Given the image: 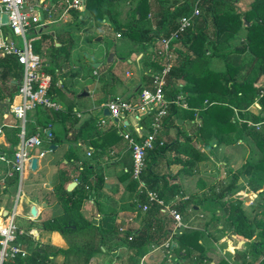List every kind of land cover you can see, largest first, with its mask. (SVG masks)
Returning <instances> with one entry per match:
<instances>
[{
	"label": "crops",
	"instance_id": "1",
	"mask_svg": "<svg viewBox=\"0 0 264 264\" xmlns=\"http://www.w3.org/2000/svg\"><path fill=\"white\" fill-rule=\"evenodd\" d=\"M62 1L42 0L41 2L38 0L39 3H43L41 27L39 35L33 42L39 41L41 34L50 35L49 39L41 43L38 54L43 59L44 71L47 73L46 68L50 66V51L47 49L51 42L55 47H59L60 43L71 40L72 48L68 59L59 58L55 71L57 79L53 101L60 107V110L55 112L57 120L53 122L49 130L46 129L47 133L54 134L53 142H55L42 137L41 147L32 151V154L36 156L34 157L36 158V169L32 171L27 168L24 171L25 183L22 182V191L18 200L14 179L6 176L7 165L4 159H11V155L5 154L8 144L5 141L4 132L0 136V211L3 213L14 209L16 212L14 223L21 233L16 236L15 243L26 251L28 256L34 249L40 252L43 250L55 252L69 248L68 239L71 240V237L66 239L57 231L45 230L42 224L60 216L63 212L56 196L59 187H63L66 191V187L73 182L76 185L71 191L82 186L87 187L79 174V169L87 166L89 167L88 174H90V181H88L91 186L88 189L90 196L81 202L79 213L85 221L96 228L91 232L94 236L96 251L90 258L89 264H219L221 261H233L235 255H239L240 259L243 253H247V260L251 259L249 249L245 246V239L232 235L227 226V228L223 227V221L226 222L227 215L210 197V191H218L228 185L233 174L236 173L234 168L237 163L247 155V140H238L230 146H218L215 140H212L210 146H202L197 134L200 120L198 118L193 121L180 120L172 116L167 121L169 126L158 130L159 139L166 143L178 140L182 148L187 143L181 138V135H184L205 156V160L198 163L193 174L190 175L183 170L180 164L173 162L174 159H183V156L170 149L171 146L168 145V149L162 155L164 158L161 159L159 171L172 177V179L168 178L169 186H171L168 189L171 192L167 191L170 193L169 200L162 206L149 205L147 211L142 212L140 209L142 203L138 201L139 188L134 190L131 185L132 177L124 178L123 175L131 167L132 161L128 145L121 135L128 132L133 139L141 141L151 131L150 121L143 115L133 114H122L116 121L105 116L103 111L106 109L104 105L110 100L129 99L137 95L138 89L145 85L144 77H151L154 73L153 68L144 66L145 56L155 50L159 43L148 44L147 52L144 54L132 53L127 62L129 71L125 72L123 78L118 75L117 65L114 66L115 56L112 61L115 64L112 68L90 67L92 70L86 72L79 65L89 66V63L102 65L101 61L105 58V54L96 56L93 52L94 54L88 55L91 60L87 61L81 49V52L78 51L84 46V35L81 23L77 22L78 20L73 21L71 14L73 10L65 13L60 8H55L50 15L43 13V9H50ZM182 1L169 0V4L173 5L174 2L181 3ZM233 4L235 9L244 10L241 1L234 0ZM62 20L64 22L60 23ZM156 20L158 18H152L148 14L147 20L140 24V27L150 29L152 38H155L156 34L164 37L174 26L159 30ZM102 24L109 30L112 29L106 17ZM75 26L80 29L75 30ZM49 29L50 32L47 31ZM207 30L212 31L210 26ZM121 38L123 35L116 37V39ZM239 41L241 38L232 40V42ZM128 42L131 43L130 50L136 48L137 43L130 39ZM77 51L80 52L82 58L74 64V55ZM222 51L218 55H213V49L209 47L206 55L210 61L211 71H214L212 69L215 66L214 63L221 66V62L225 60L244 63V66H247L250 61V57L247 58L249 55L245 53L240 56L231 54L225 59L226 53ZM177 54L173 53L171 58H176ZM69 68L73 70L70 71ZM223 70L224 67L214 72ZM87 77L93 79L94 84L92 87H87L88 94L82 97L83 79ZM8 79L7 87H11L13 80L11 81V77ZM183 84L184 81H175L171 88L179 90ZM259 85L263 87L264 81L260 79ZM79 86L82 87L79 88ZM166 91L169 92V87ZM180 94L184 96L186 92L179 91L177 96H181ZM183 104L185 107L182 108H187L186 104ZM253 107L256 110H253ZM249 111L257 113L258 106H251ZM34 114V110L27 113L28 133L31 129L32 133L35 130H43L40 125L36 124ZM74 120H77V124L71 131L69 127ZM101 121L104 123L102 124ZM84 126L81 139L77 143L73 142L72 137L78 133L76 129ZM95 144H97L96 147H94ZM53 146L54 149L51 148ZM69 149H72L76 160L66 159ZM40 153L43 155L40 156ZM99 177L102 178V186L95 187L96 179ZM30 191L34 193L31 194ZM253 197L256 198L255 194ZM240 200L245 201L241 198ZM32 205L37 209V217L34 219L28 213ZM181 205H184L186 213L178 210ZM188 207H192L195 212H190ZM171 210L179 213L183 228H176L169 214ZM34 231L36 234L33 233ZM192 231L199 233L194 242L196 248L191 250L189 257L184 259V250L178 253L176 249H178L180 236ZM144 233L147 239L146 244L141 252L135 255L136 250L129 247L128 237L132 239L138 237L142 243L141 238ZM82 234L84 233L77 234L76 242L82 241ZM64 263L83 264V261L75 253L67 256L55 253L45 264Z\"/></svg>",
	"mask_w": 264,
	"mask_h": 264
},
{
	"label": "trees",
	"instance_id": "2",
	"mask_svg": "<svg viewBox=\"0 0 264 264\" xmlns=\"http://www.w3.org/2000/svg\"><path fill=\"white\" fill-rule=\"evenodd\" d=\"M120 1L85 0V13L79 14L76 11H71V14L76 20H82L83 14H85L86 17L93 20L96 27H100L103 19L107 17L121 36L124 35L123 37L137 43L136 48L130 50L129 55L134 52L146 53L148 44L151 45L156 39L161 38L159 34H156L155 38L150 37V29L140 27V24L147 20L148 14L152 18H158L156 24L159 30L174 25L171 31L164 36V38H168L176 30L179 18L189 13L192 5L190 0H183L181 3L174 2L173 5L169 4V0H135L133 7L127 10L125 20L122 22L120 20ZM233 3L234 0H202L199 7L200 16L195 19L193 25L185 31L180 39L170 44V53L176 52L178 56L166 60L158 52L153 61L145 60L143 64L146 68L151 67L156 72L161 71L166 65H170L164 89L166 99L176 97L179 91L186 92L184 96L180 94L182 99L180 103H185L187 108L170 104L166 115L161 119L159 129L167 128L169 126L167 121L172 116L189 121L198 118L200 125L197 128V134L202 146H210L212 140H215V144L218 146H230L238 140H249L254 145L256 152L248 154L240 170L233 174L228 185L218 191H210V197L227 215L226 223L231 234L245 239V246L249 249L251 259L247 260V253H243L240 255V259L239 255H235L232 260L236 263L242 261L245 264H264V204H256L255 207L260 208V212L248 218L240 207V196L235 192L239 175H248L247 192L264 197V126L259 129L254 127L264 121V86L259 85L260 79L264 81V0H251L246 10L235 9ZM242 17H245L246 21L250 23L248 27L242 26ZM208 26L212 31L208 32ZM3 31L7 33L8 29L4 27ZM242 33L244 34L242 35ZM241 35V41L231 47L230 41ZM49 38L50 35L41 34L39 41L32 43L33 52L39 54L41 43ZM60 44L59 47H55L51 42L47 49L50 51V66L46 68V71L51 76L47 96L52 101L55 96V81L57 79L55 71L58 60L59 58L68 59L72 48L71 40ZM210 46L213 49V55H218L223 52L222 50L228 48L229 52L228 55H225V59L229 58L231 54L240 56L245 53L249 55L250 61L247 66H244V63L225 60L222 72L211 71L210 61L206 55ZM128 56L121 55L120 57L127 59ZM44 67L43 63L42 68L44 69ZM242 72L245 73L242 75ZM20 76V69L14 60L0 58V101L12 99L17 92V81ZM9 77H11V81L13 80L11 87L6 86ZM144 78L145 85L138 89L137 94L144 88L151 87V77L145 76ZM175 81H184L179 90L171 88ZM167 87H169V92L166 91ZM253 105L258 106L257 113L249 111ZM34 111L35 122L42 129L49 130L53 122L57 120L56 111L40 107H36ZM76 124L77 120L71 123L69 127L71 131ZM84 128L85 126L76 129L78 133L72 137L73 142L77 143L81 139ZM31 131L28 135L32 134ZM3 132L8 144L5 154L10 156L12 148L18 142L16 136L18 129L5 128ZM50 136L49 140L53 142L54 134L50 132ZM177 136L176 134L178 139ZM181 138L187 142L182 148V144L178 143V140L171 143L162 142L159 139L158 131L155 134L151 148L145 152L144 165L139 176L143 188L139 189L138 201L142 205H156V203L147 200L146 190L153 192L162 203L169 200L171 191L168 189L171 186H169L168 178L172 179V177L159 171L161 159L164 158L162 155L168 149V145L171 146L170 149L183 156V159H174L173 162L180 164L183 170L190 175L193 174L196 165L205 160V156L195 148L188 137L181 135ZM67 152L66 159L76 160L72 149ZM131 167L127 169L126 174H123L124 178L131 176ZM88 172L89 167L87 166L85 168L82 166L79 169L80 177L82 176L87 187L75 188L69 193L64 191L63 187L57 189L56 196L63 212L60 216L42 224L45 230L57 231L66 239L71 237V240L68 239L69 248L65 251L56 250L55 252H46L45 250L40 252L34 249L26 258L16 256L4 264H45L49 257L55 253L65 256L75 253L76 256L82 258L83 264H89L90 258L96 251L94 236L91 233L96 228L85 221L79 213L81 202L90 196L88 189L91 186L90 182L88 183L90 181ZM13 179V183H16V176ZM101 182L102 178H97L95 187H101ZM131 185L134 190L139 188L138 181L134 179H132ZM167 191L169 192L167 193ZM184 208V205H181L178 210L186 213ZM187 209L192 213L195 212L192 207ZM79 232L84 233L82 241L76 242L75 238L77 240ZM198 234V232L192 231L180 236L176 251L179 253L184 250V259L189 257V252L196 248L194 242ZM141 239L142 243L138 237L133 238L129 243V247L136 250L135 255L139 254L146 244L145 233ZM219 264H227V262L221 261Z\"/></svg>",
	"mask_w": 264,
	"mask_h": 264
},
{
	"label": "built area",
	"instance_id": "3",
	"mask_svg": "<svg viewBox=\"0 0 264 264\" xmlns=\"http://www.w3.org/2000/svg\"><path fill=\"white\" fill-rule=\"evenodd\" d=\"M190 12L181 16L177 21V28L168 38H158L162 45L159 51L161 56L169 60L172 57L170 53V44L181 38L185 31L190 28L195 19L200 16V3L202 0H190ZM43 3L38 1L32 4V0H0V15L5 13L7 16V25H0V58H11L19 67L21 76L17 81V92L11 100L0 101L6 108H0L2 123L0 124V136L3 135L5 128H17V144L12 148L11 159L5 160L7 165L6 176L13 178L16 176L17 200L20 197V189L24 180V170L30 168L31 159L36 157L32 151L41 147L42 137L50 139V134L46 129L35 130L28 135L26 128L27 113L36 107L59 111L60 107L47 96V91L51 84V76L44 71L43 59L40 55L33 52L32 43L39 35L41 27V11ZM55 8H60L63 12L70 10L82 13L85 10V0H63L53 5L50 9H43V13L50 15ZM8 32L5 33L3 28ZM121 37L120 34L116 35ZM170 65H166L161 71L151 76V87L144 88L135 97L129 99H113L108 101L104 107L109 112V117L119 118L122 114L143 115L150 121V133L141 141H136L128 132L123 133L122 139L127 143L130 150L132 161L131 177L138 181L139 189L143 184L139 180L144 165L146 150L151 148L155 134L161 127V119L166 115L170 104L185 107L181 102V96L166 99L164 89L166 86V76ZM103 124L104 122L101 121ZM264 126V121L254 125L256 129ZM43 154L40 153V156ZM149 202H154L162 206V201L156 198L153 192L145 191ZM142 212H146L148 205L140 207ZM176 228H183L181 217L177 211H169ZM16 212L14 209L8 211L6 217H2L0 211V264L13 259L16 256L26 258L28 254L19 245L15 243L16 236L21 233L15 225L14 220ZM132 237H128L131 241ZM227 264H239L229 261Z\"/></svg>",
	"mask_w": 264,
	"mask_h": 264
},
{
	"label": "rangeland",
	"instance_id": "4",
	"mask_svg": "<svg viewBox=\"0 0 264 264\" xmlns=\"http://www.w3.org/2000/svg\"><path fill=\"white\" fill-rule=\"evenodd\" d=\"M134 1L135 0H121L120 1V3H119V8L121 10L120 20L122 22L125 20V15L127 13V10H129V9H131L133 7ZM236 1H238V2L241 1V6L244 7V10L248 9L249 4L251 2V0H236ZM36 2H37V0H32V4H35ZM40 11H42L41 8H40ZM82 13H85V10ZM106 19H108V18L106 17ZM73 21H76V19L73 18ZM63 22H64V20L60 21V23H63ZM77 22L81 23V25H82L81 28L83 29V35H84V40H83V42H84L83 45L84 46L80 47L78 51H80V49H81V51L83 52L82 53L83 57L85 56V59L87 61L91 60L90 56H88L89 54L91 55V54L95 53L96 56H97V55H100V54L104 53L105 54V58H103V60L101 61L102 62L101 67L102 68L104 67L106 69L107 68L108 69L112 68V66L115 64V63H111L110 65H106V63H105L106 55H108L109 53H114L115 62H116V64L114 66L117 65L118 75L123 78L124 75H125V72L129 71V65H128L127 62L129 60V58L131 57V55H129V53H130L129 47H130L131 43L128 42V38L123 37L121 39H116L115 34H117L119 31L114 29V26L112 24H111V28H112L111 30H109L102 23H101L102 25L100 27H96L94 22H93V20L90 19L89 17H86L85 14H83L82 20H78ZM109 23H110V21H109ZM79 29H80V27H76L75 26V30H79ZM47 31L50 32V29L47 30ZM243 34L244 33H242V35ZM99 35H102V40L101 41H95V38L97 36H99ZM242 35L241 36H236V38H234V39H237V38L239 39L240 37H242ZM77 37H79V36H77ZM155 43H159V46L157 45L155 50L150 51L148 53V55L145 56L147 61H153L155 59L154 56L157 55L158 51H160L162 49V45H161L159 39H156ZM237 43L238 42H232V40H231L229 44L232 47L233 45H235ZM78 51H77V53L75 52L76 54L74 55V64L76 62H79L78 60H80L82 58V57H80L81 56V54H80L81 51L79 53H78ZM210 51H212V50H210ZM224 51L227 54L229 52V49L226 48V49H224ZM121 55H123L124 57H126L128 55L129 56L127 57V59H122L120 57ZM229 57H230V55H229ZM247 58H249V56H247ZM224 62L225 61L221 62V66L220 65L218 66V63H214L215 66L212 67V69L214 71L219 70V69H223ZM79 67L84 68V70H86V72H90L92 70V68H90V66H86V65H83V64L79 65ZM69 69H70V71L73 70V68H69ZM155 73L156 72L154 71L153 74H155ZM244 73L245 72H242L241 74L243 75ZM261 80H263V79H261ZM8 81H9V79H8ZM93 84H94L93 79H91L89 77L83 79V85H82L83 88H87L88 86L92 87ZM6 86H8V85L6 84ZM82 86H79V88L82 87ZM253 110H256V108L253 107ZM246 142H247V155H245V158L241 159L237 163L236 168H234L235 172L240 170V167H241L243 161L248 156V154H252V152L253 153L256 152V149H255L254 145H252L249 140H247ZM249 149H252V150L250 151ZM26 169L24 171H26ZM239 177H238L237 188H236L235 192L237 193L238 196H240L241 199L245 200L244 202L240 203V207L244 211L245 215L248 218H251V217H253L255 215V213L260 212L261 209L255 207V205L256 204L263 205L264 204V197H259L255 193H252V192H247V182H248V178H249L248 175H242L241 174V175H239ZM25 178H24V180H25ZM24 183H25V181L23 182V184ZM21 191H22V188L20 189V194H21ZM245 192H247L248 194L246 193L244 195ZM30 193L33 194L34 192L30 191ZM253 194H255L256 198L253 197ZM247 197H249V199H245ZM223 225H224L223 227H226V226L228 227V224L225 221H223ZM239 264H245V263L241 261V262H239Z\"/></svg>",
	"mask_w": 264,
	"mask_h": 264
},
{
	"label": "water",
	"instance_id": "5",
	"mask_svg": "<svg viewBox=\"0 0 264 264\" xmlns=\"http://www.w3.org/2000/svg\"><path fill=\"white\" fill-rule=\"evenodd\" d=\"M41 2H42V0H41ZM241 20H242V26L243 27H248L249 26V22H247L246 21V19H245V17H242L241 18ZM0 25L1 26H6L7 25V16H6V14L5 13H3V14H1L0 15ZM102 40V35H99V36H97L96 38H95V41H101ZM114 53H109L108 55H106V61H105V63H106V65H110L111 63H112V61H113V59H114ZM89 66L90 67H92V68H99L101 65L99 64V63H90L89 64ZM87 90H88V88H84V91L81 93V96L82 97H85V96H87ZM0 108H6V105L4 104V103H0ZM103 113H104V115L105 116H109V112H108V110L107 109H104V111H103ZM121 117V116H120ZM119 117V118H120ZM119 118H117V119H115L116 121H118V119ZM51 148H55L54 146L53 147H51ZM30 169L32 170V171H34L35 169H36V158H32L31 159V162H30ZM75 185H76V183L75 182H73V183H70L67 187H66V191L67 192H70L71 191V189L73 188V187H75ZM44 206V205H43ZM29 216L31 217V218H36L37 217V209H36V207L35 206H30V208H29ZM8 214V211H4L3 213H2V217H6V215ZM34 234H36V231H34L33 232ZM37 239V238H36Z\"/></svg>",
	"mask_w": 264,
	"mask_h": 264
},
{
	"label": "bare ground",
	"instance_id": "6",
	"mask_svg": "<svg viewBox=\"0 0 264 264\" xmlns=\"http://www.w3.org/2000/svg\"><path fill=\"white\" fill-rule=\"evenodd\" d=\"M1 145V144H0ZM1 223V222H0Z\"/></svg>",
	"mask_w": 264,
	"mask_h": 264
}]
</instances>
